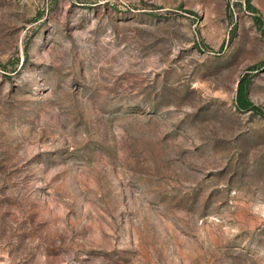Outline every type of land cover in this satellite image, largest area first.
I'll list each match as a JSON object with an SVG mask.
<instances>
[{
	"label": "rangeland",
	"instance_id": "1",
	"mask_svg": "<svg viewBox=\"0 0 264 264\" xmlns=\"http://www.w3.org/2000/svg\"><path fill=\"white\" fill-rule=\"evenodd\" d=\"M0 264H264V0H0Z\"/></svg>",
	"mask_w": 264,
	"mask_h": 264
},
{
	"label": "trees",
	"instance_id": "2",
	"mask_svg": "<svg viewBox=\"0 0 264 264\" xmlns=\"http://www.w3.org/2000/svg\"><path fill=\"white\" fill-rule=\"evenodd\" d=\"M237 105L241 109H246L251 106V102L248 97V81L246 78L241 79L237 89Z\"/></svg>",
	"mask_w": 264,
	"mask_h": 264
}]
</instances>
